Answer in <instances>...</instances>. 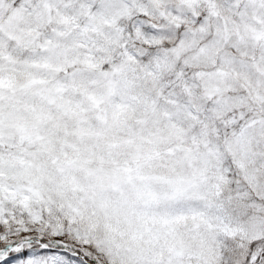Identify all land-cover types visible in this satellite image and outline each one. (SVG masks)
Segmentation results:
<instances>
[{"label": "snow or ice", "instance_id": "snow-or-ice-1", "mask_svg": "<svg viewBox=\"0 0 264 264\" xmlns=\"http://www.w3.org/2000/svg\"><path fill=\"white\" fill-rule=\"evenodd\" d=\"M0 264H264V0H0Z\"/></svg>", "mask_w": 264, "mask_h": 264}]
</instances>
